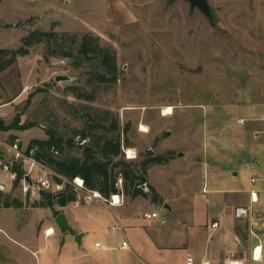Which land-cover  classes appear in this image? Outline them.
Listing matches in <instances>:
<instances>
[{
	"label": "rangeland",
	"instance_id": "1",
	"mask_svg": "<svg viewBox=\"0 0 264 264\" xmlns=\"http://www.w3.org/2000/svg\"><path fill=\"white\" fill-rule=\"evenodd\" d=\"M207 1L214 23L198 9L191 12L185 0H0V49L18 50L33 31L92 34L115 51L118 66L117 83L100 85L92 80L91 63L76 69L71 59L46 58L45 44L31 48L0 72V142L15 138L25 151L54 128L77 143L75 133L88 122L117 117L132 144L124 153L132 150L136 157L128 160L125 153L127 162L182 152L211 158L215 146L230 147L245 135L236 122L247 109H253L251 116L264 114V0ZM78 92L94 99H78ZM168 107L174 113L163 116ZM15 122L31 127L4 131ZM143 124L149 133L141 132ZM79 147L69 155L81 158ZM159 166L141 184L149 192L153 182L162 194L159 205L150 195L122 198L124 206L112 208V197L87 203L90 194L80 191L78 207L54 209L65 214L67 232L55 224L53 210L34 209L42 173L23 169L38 188L20 183L3 193L23 209L4 208L7 199L0 198V264H184L183 245L200 238L196 227L226 211L219 196L226 182L213 178L218 174L213 167L205 172L196 166L178 179L166 171L174 167L169 162ZM237 168L240 179L233 188L245 190L253 172ZM149 211L159 218H144ZM117 218L131 250H120L122 232L108 231L118 226ZM49 226L55 234L46 237ZM97 242L109 249L96 248ZM247 245L239 248L245 257Z\"/></svg>",
	"mask_w": 264,
	"mask_h": 264
},
{
	"label": "trees",
	"instance_id": "2",
	"mask_svg": "<svg viewBox=\"0 0 264 264\" xmlns=\"http://www.w3.org/2000/svg\"><path fill=\"white\" fill-rule=\"evenodd\" d=\"M71 39L69 48L61 47ZM61 41V43H60ZM45 44L46 58L62 57L71 59L76 69H82L85 64L91 63L96 70L92 80L97 84H116L118 81V66L115 51L102 45L100 37L92 34L76 35L57 34L53 31H33L22 40V46L18 50L0 49V72L5 71L15 63L18 57L27 56L30 49ZM78 99L93 100V96L78 92ZM106 124H105V123ZM103 123H89L75 133L79 142L74 137H67L58 129L47 130V139H33L26 148V154L33 157L37 162L46 166L53 173V182L64 183L65 189L53 193L46 190L40 191V200L34 203L35 208L56 207L66 208L78 202V192L73 186V181L80 178L84 181L85 192H96L108 201L112 196H120L135 200L137 198H148L152 196L153 202L160 200L156 190L148 185L149 192L141 188V184H147L146 175L148 171L159 165L167 164L172 157L160 155L149 156L140 163L127 162L124 149L132 148L129 140L123 136L120 121L117 117L105 120ZM31 126L20 127L18 122L12 124L6 130L28 129ZM13 138L11 143H15ZM22 148V145L19 144ZM82 150V157L70 156L69 154L77 147ZM172 154V153H171ZM16 174L14 189L19 185L23 177V168L17 165L13 168ZM119 182L122 186L119 187ZM12 194L0 193V198L7 199L3 202L4 208H22L23 203L11 198ZM247 225L236 229L242 241H247L245 234Z\"/></svg>",
	"mask_w": 264,
	"mask_h": 264
},
{
	"label": "crops",
	"instance_id": "3",
	"mask_svg": "<svg viewBox=\"0 0 264 264\" xmlns=\"http://www.w3.org/2000/svg\"><path fill=\"white\" fill-rule=\"evenodd\" d=\"M251 110H253L251 107L247 109L246 116L239 118L236 122L239 131L243 130L245 135L239 137L234 136L235 139L233 140L232 145L226 149H221V147L218 146H215L216 148H212L211 158L206 157L205 154H202L200 157H195L193 154L189 155L187 152H182L183 154L178 153L177 157L173 154V156H171L172 159L169 163L174 167H171L170 170L168 168L166 171L168 173L173 172V174L177 175L178 179L189 173V171L193 170L196 166H199L200 170L203 169L205 172L213 167L215 171L218 172V174L213 175V178H219L221 176L226 182L224 188L219 190L220 201L226 207V211L219 213V216L212 219L210 223L196 227L195 231L200 238L193 239L190 243L188 242L183 245V251L186 253L184 264H186V258L189 254L194 257L197 264H202L204 262H209L210 264H225L230 260L242 261L244 264H264L255 263L251 260L252 250L256 246L253 245V240L256 238L250 231L252 229L255 233H258L255 223L258 222L259 218L264 220V134L260 135L259 139H254V133L256 131H264V122L261 120L262 117H264V114H254L251 116ZM240 119L247 120L244 126L238 123ZM227 146H229V144ZM218 150L221 151V155L219 156ZM186 156H188L187 161L184 160ZM175 157L177 159H175ZM238 165H243V169L245 170L244 174H249L250 170L253 172L250 178L251 186L245 190L233 188L236 184H238L237 180L240 179V172H238L237 168ZM163 167L166 168L164 165ZM253 178H259V181L256 184H253ZM171 179L172 178L169 179L170 183H172L171 185H176L177 182H172ZM30 181L33 182L32 180ZM150 183L152 184L150 186L158 193L159 191L156 189L151 180ZM28 184L30 185V183ZM12 189L14 190V186ZM205 191L206 188L204 187L202 192ZM158 194L162 196L160 192ZM251 194H255L257 203L252 202ZM120 200H122L121 197ZM153 204L159 205L158 203ZM162 205L168 209L165 203ZM123 206L122 201L120 205L111 204L112 208ZM66 208L62 209L64 210ZM9 209L15 210L23 208ZM34 209L38 208L34 207ZM240 209L247 210L251 216L246 219L237 218V212ZM152 213L156 212L149 211V213L146 214ZM221 221H224L223 225ZM117 222L118 226L120 225L123 228V239H127L125 228L121 225L118 218ZM214 223L218 224L216 229L212 228ZM225 224L227 228L224 227ZM242 225H247V230H245V234L248 239L247 241H242L241 236H239L236 232V229ZM48 229H53L55 234V228L50 226L45 229V233ZM45 236L48 237L46 234ZM260 238V244L263 246L264 252V236H260ZM245 245L248 246V255L246 257L242 255L243 253H239V248H244Z\"/></svg>",
	"mask_w": 264,
	"mask_h": 264
},
{
	"label": "built area",
	"instance_id": "4",
	"mask_svg": "<svg viewBox=\"0 0 264 264\" xmlns=\"http://www.w3.org/2000/svg\"><path fill=\"white\" fill-rule=\"evenodd\" d=\"M162 114H163V116H165L164 112ZM255 120H257V119H255ZM261 120H263V122H264V117H262ZM246 122H247V120L240 119L238 123L240 125L244 126ZM262 134H264V131H256L254 133V136H255L254 139L255 140L259 139V136ZM19 144L20 143L18 141H16L15 143L8 144V145H5L4 143L0 142V193H5V192H7L13 188L14 183L16 181V174L13 172V168L17 165H21L23 169L27 168L29 174L35 173L36 170H38L42 173V176L39 178V186H40L39 191L46 190V191H50L53 193H57V192L64 190L65 181L62 184H59L56 182L51 184L49 179H48V176L51 173V170L48 169L46 166L37 162L35 159H33V157L30 156L32 154V152L30 155L26 154V150L23 151V149L20 147ZM128 152H125L128 160H133L136 158L135 155L133 156V158H130V155ZM30 180H31V177L26 175V177H24L20 183H23L24 185L25 184L29 185L28 183H30V185H29L30 187L37 189L38 187L34 186V183L31 182ZM258 181H259V178H253L252 179L253 184H256ZM73 186L75 187V189L78 193L80 191L82 192L85 190L84 181L80 178H76L73 181ZM87 193L90 194L86 198L87 203H89L93 200L106 201L101 197V195L99 193H96V192H87ZM251 197H252V202L257 203V199L255 198L256 197L255 194H251ZM121 199H122V197H121ZM110 204L115 205L114 202L112 201V198H111ZM73 205H74V207H78L80 205L79 200H78V202L74 203ZM249 216H251V214L249 215L247 210L240 209L237 212V218H239V219H246V218H249ZM144 218H146L148 220L158 219L159 215L157 213L145 214ZM255 225H256L255 227H257V229H258V233H255V231H253L252 229L250 232L258 240V242H257L258 244H256V246L252 250L251 260L255 263H264L263 246L260 244L261 243L260 236H264V220L259 218L258 222L255 223ZM217 226H218V224L214 223L212 225V228L216 229ZM108 231H111V232L121 231V232H123V228L119 225V226L112 227ZM96 248H99L101 250H108V247L106 245H102L100 243L96 244ZM121 250H125V251L131 250V246H130L127 239L123 240V242L121 244ZM186 264H197V263H196V260L194 259V257L189 254V255H187V258H186ZM202 264H210V263L204 262ZM225 264H244V263L242 261L230 260V261H227Z\"/></svg>",
	"mask_w": 264,
	"mask_h": 264
},
{
	"label": "water",
	"instance_id": "5",
	"mask_svg": "<svg viewBox=\"0 0 264 264\" xmlns=\"http://www.w3.org/2000/svg\"><path fill=\"white\" fill-rule=\"evenodd\" d=\"M185 1L189 3L191 12H193L195 9H198L203 15H205L211 21V23H214L213 10L210 7L207 0H185ZM58 81H61V78H58ZM53 215H55V223L62 231L67 232L70 230L64 213H59L56 210H54ZM76 239L80 243L81 237L77 236ZM256 243L257 240L254 239L253 245L255 246Z\"/></svg>",
	"mask_w": 264,
	"mask_h": 264
},
{
	"label": "bare ground",
	"instance_id": "6",
	"mask_svg": "<svg viewBox=\"0 0 264 264\" xmlns=\"http://www.w3.org/2000/svg\"><path fill=\"white\" fill-rule=\"evenodd\" d=\"M164 113H165V116L172 115L174 113V109L172 107H168V108H166L164 110ZM140 128H141L140 129L141 132H143V133H149L150 132L149 128L146 125H144V124L141 125ZM128 153L130 155V158H133V154H135L134 151L129 150ZM112 201L114 202L115 205H119L120 204V197L115 195V196L112 197ZM53 234H54V230L53 229H48L46 231V235H48V236L53 235Z\"/></svg>",
	"mask_w": 264,
	"mask_h": 264
}]
</instances>
